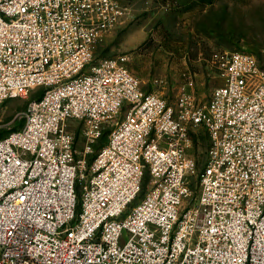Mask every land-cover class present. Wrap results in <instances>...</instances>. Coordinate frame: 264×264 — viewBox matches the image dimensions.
Listing matches in <instances>:
<instances>
[{
    "label": "built area",
    "instance_id": "built-area-1",
    "mask_svg": "<svg viewBox=\"0 0 264 264\" xmlns=\"http://www.w3.org/2000/svg\"><path fill=\"white\" fill-rule=\"evenodd\" d=\"M125 13L119 0H0V105L44 87L0 138V264H264L263 64L225 52L223 83L206 102L185 91L177 115L120 57L92 63ZM190 126L211 140L196 195Z\"/></svg>",
    "mask_w": 264,
    "mask_h": 264
},
{
    "label": "rangeland",
    "instance_id": "rangeland-1",
    "mask_svg": "<svg viewBox=\"0 0 264 264\" xmlns=\"http://www.w3.org/2000/svg\"><path fill=\"white\" fill-rule=\"evenodd\" d=\"M133 7L130 33L126 38L103 36L95 45L92 63L104 56L120 57L141 81L145 93H156L173 105L177 115L179 97L189 91L197 102L209 100L213 89L223 83L219 58L225 52L246 49L264 66V0H119ZM91 65V64H90ZM89 70V67L86 68ZM44 87L26 97H11L0 105V138L23 121L29 103ZM124 114L113 115L110 127ZM77 147L84 144L81 124L74 121ZM108 128L100 141L108 138ZM186 152L196 160L191 173L194 195L198 172L204 166L210 135L201 126H190ZM147 170L141 194L150 186Z\"/></svg>",
    "mask_w": 264,
    "mask_h": 264
},
{
    "label": "crops",
    "instance_id": "crops-1",
    "mask_svg": "<svg viewBox=\"0 0 264 264\" xmlns=\"http://www.w3.org/2000/svg\"><path fill=\"white\" fill-rule=\"evenodd\" d=\"M125 9H126V13L123 16V18L121 19L120 23L114 29L107 32L105 34V36L103 37L104 39L112 40L116 36H118L119 38L122 37L124 39L130 33L131 28H132L130 22L133 19V17H132L133 7L125 6Z\"/></svg>",
    "mask_w": 264,
    "mask_h": 264
}]
</instances>
